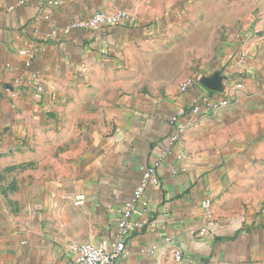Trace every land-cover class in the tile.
<instances>
[{
  "label": "crops",
  "instance_id": "obj_1",
  "mask_svg": "<svg viewBox=\"0 0 264 264\" xmlns=\"http://www.w3.org/2000/svg\"><path fill=\"white\" fill-rule=\"evenodd\" d=\"M47 1L0 0V264H75L73 245L113 241L142 168L154 165L160 185L136 207L143 227L123 264H264V194L250 177L264 169L250 131L264 96L190 111L264 69V0ZM117 11L135 22L65 33ZM163 28L169 42L229 44L192 75L191 50H160ZM245 42L259 43L239 66ZM169 53L184 58L171 75L159 65Z\"/></svg>",
  "mask_w": 264,
  "mask_h": 264
},
{
  "label": "built area",
  "instance_id": "obj_2",
  "mask_svg": "<svg viewBox=\"0 0 264 264\" xmlns=\"http://www.w3.org/2000/svg\"><path fill=\"white\" fill-rule=\"evenodd\" d=\"M64 2V0H48L47 4L50 6H59ZM125 22H135L128 13L124 11H117L112 14H107L103 12L95 13L89 20L77 21L72 23L65 29V33L72 30H90L98 31L103 28H110L119 26ZM20 54L27 57L28 53L26 51H21ZM247 59V56L242 53L239 55L237 62L241 66ZM212 83V81H211ZM197 84L196 78H190L184 81L180 87L182 93H187ZM215 86V85H214ZM235 94L233 97L226 92L222 94L221 98L216 99L214 97L208 96L201 99L198 103L194 104L191 108V113L194 116H199L208 111L210 112H220L223 109L234 107L239 103L240 92L242 89V83L239 81L235 84ZM216 90V89H215ZM183 112L176 115L171 119V125L176 126L180 120ZM183 133V130H180ZM178 137H174L176 140ZM160 180L158 177V165L142 168L140 182L132 193L131 201L126 205V211L122 221L119 224L118 236L109 242H103L101 245H73L71 247V254L74 259L75 264H123V258L127 250V240L134 234H136L143 225L134 221L135 216L140 215L137 210V205L142 201L146 189L149 186H159ZM85 203L83 196L78 197L76 205L82 206ZM204 207L210 209L211 202H205ZM176 259H181V253H177Z\"/></svg>",
  "mask_w": 264,
  "mask_h": 264
},
{
  "label": "rangeland",
  "instance_id": "obj_3",
  "mask_svg": "<svg viewBox=\"0 0 264 264\" xmlns=\"http://www.w3.org/2000/svg\"><path fill=\"white\" fill-rule=\"evenodd\" d=\"M177 28L178 30L176 31V34L182 39L185 36V30L181 26H178ZM161 34L163 36L161 43L159 45V48L161 51H168L170 53L179 52L181 54L183 53L184 50H187L188 53L191 50L192 58H190L191 65L189 67L192 69L191 72H193V74L190 73L192 75H194L197 72V70H199L202 67L211 68L212 66L216 65L218 63V58L216 54L218 49L220 48L221 45L223 47L229 44V43H223V42H212V41L198 42V41H190V40H188V42H183V41L182 42L181 41H177V42L170 41L169 42L168 41L170 40L168 38L169 32L167 31L166 28H163V30L161 31ZM257 43L256 42L241 43L243 47H241L239 54L241 55L242 53H244L247 57H249V52H247L246 50L256 48ZM185 45L187 46L186 49L184 48ZM262 46H264V40H263ZM170 53L167 54L169 55V57L160 58L161 62L159 64L162 67H165V70L168 72V75L173 74L172 72L175 71V68L177 69L181 68L182 65L179 63H183L184 61L183 56H180V54L172 56V54ZM173 61H176L177 64L176 65L172 64ZM260 61L264 62V58H262ZM188 63H189V58H188ZM240 82L242 83V89L239 95L240 99L244 98L249 93H256V94L262 93L261 95H258V97L264 96V69L258 72L256 75H251V76L245 75L241 77ZM251 124L255 127L254 128L251 127L250 131L254 133L257 132L259 134L256 139L257 145L263 146L264 116H258V114L255 115V118L251 119ZM254 161H255L256 167L264 168V154L257 152V157L255 156ZM250 177L255 178V180H257L258 183L261 184L260 186L257 185L256 188H258L261 194H264V169L256 170V175L254 174L253 176H250ZM248 185H249L248 182L247 183L242 182V188L244 187L248 188ZM251 188H253V186H251Z\"/></svg>",
  "mask_w": 264,
  "mask_h": 264
}]
</instances>
